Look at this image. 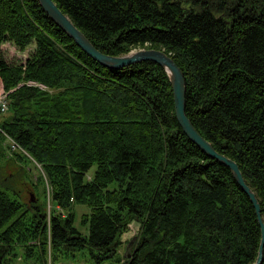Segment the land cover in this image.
I'll return each instance as SVG.
<instances>
[{"label": "trees", "instance_id": "obj_1", "mask_svg": "<svg viewBox=\"0 0 264 264\" xmlns=\"http://www.w3.org/2000/svg\"><path fill=\"white\" fill-rule=\"evenodd\" d=\"M54 1L106 54L158 48L176 61L188 117L238 163L264 220V0ZM7 42L34 49L9 61ZM0 77L18 86L0 126L28 153L14 159L41 165L33 184L44 198L24 203L0 165V264L20 253L34 264L77 253L104 264L134 220L126 264L255 263L256 209L230 168L184 133L160 65L106 67L39 0H0ZM77 205L89 210L79 226Z\"/></svg>", "mask_w": 264, "mask_h": 264}, {"label": "water", "instance_id": "obj_2", "mask_svg": "<svg viewBox=\"0 0 264 264\" xmlns=\"http://www.w3.org/2000/svg\"><path fill=\"white\" fill-rule=\"evenodd\" d=\"M39 2L52 20L67 33L83 51L102 65L109 68H121L144 61H153L166 71L173 88L176 117L184 133L206 155L230 168L236 182L248 195L256 209L262 237L257 259L254 264H262L264 261V220L261 213V204L256 193L247 184L238 163L234 159L217 151L213 144L201 135L188 117L186 113L187 83L185 74L176 61L164 50L158 48H141L123 55L106 54L91 42L86 34L74 24L70 17L61 10L54 0H39Z\"/></svg>", "mask_w": 264, "mask_h": 264}, {"label": "rangeland", "instance_id": "obj_3", "mask_svg": "<svg viewBox=\"0 0 264 264\" xmlns=\"http://www.w3.org/2000/svg\"><path fill=\"white\" fill-rule=\"evenodd\" d=\"M3 52L7 60L9 61H19L20 59L25 58L26 55H29V52L34 49V45H30L26 50L25 53H18L15 49V46L11 45V43L7 42L2 46ZM141 48H134L133 50H138ZM1 78V77H0ZM2 80V78H1ZM0 83H3V80ZM4 85V83H3ZM0 165H4V169L2 170L3 174L8 177L7 182L9 186L14 188L13 194H16L17 191L20 192L22 196V201L24 203L37 202L38 200L42 203L44 201L43 196L36 191L34 184L39 181L38 177L42 172L41 165L38 164L36 161H29V160H16L14 155V150H11L7 141L0 142ZM18 151V150H15ZM22 153L28 154L25 150H20ZM5 157L1 153H5ZM29 157V156H28ZM27 173L25 174V172ZM93 171V170H92ZM89 173L88 177H91V173ZM34 183V184H33ZM41 189L42 186H39L38 189ZM35 192H37V197ZM18 195V194H17ZM38 198V199H37ZM88 208L84 205H77L75 206V212L77 214V225L79 226L81 215L85 212H88ZM86 232V229H83ZM140 233V223L138 221H132L129 224L128 230L123 233L121 237V246L119 248V257L116 259H110L106 261L104 264H126L127 263V256L129 255V251L132 250L134 244L137 242ZM21 251L19 250V253ZM131 253V252H130ZM66 262V261H65ZM67 264H96L94 263L89 257L84 256L83 254L77 253L76 258L68 260ZM13 264H34L33 260H24L21 257V253L18 257H15L13 260ZM47 264H51V258L48 259Z\"/></svg>", "mask_w": 264, "mask_h": 264}, {"label": "built area", "instance_id": "obj_4", "mask_svg": "<svg viewBox=\"0 0 264 264\" xmlns=\"http://www.w3.org/2000/svg\"><path fill=\"white\" fill-rule=\"evenodd\" d=\"M1 80V78H0ZM2 81V80H1ZM11 92V90H7L3 83H0V121L7 115V110H8V106H9V102H8V95ZM1 123V122H0ZM0 132L5 136L6 141L9 144V147L11 150H21L20 146L16 143V141L10 137L0 126Z\"/></svg>", "mask_w": 264, "mask_h": 264}, {"label": "bare ground", "instance_id": "obj_5", "mask_svg": "<svg viewBox=\"0 0 264 264\" xmlns=\"http://www.w3.org/2000/svg\"><path fill=\"white\" fill-rule=\"evenodd\" d=\"M12 45V44H11ZM14 46V45H13ZM15 49H16V51L18 52V53H25V51H19L16 47H15ZM27 56V55H26ZM26 58V57H25ZM25 58H23L22 57V59H25ZM20 86V85H19ZM18 88V86L17 87H15V88H12L11 90L12 91H14V90H16ZM7 99H8V102H9V106H8V110H7V115L9 114V111H10V99H9V95H8V97H7ZM6 115V116H7ZM10 136V135H9ZM11 137V136H10ZM5 141H6V139H5Z\"/></svg>", "mask_w": 264, "mask_h": 264}]
</instances>
